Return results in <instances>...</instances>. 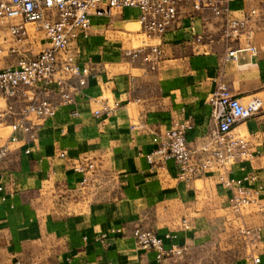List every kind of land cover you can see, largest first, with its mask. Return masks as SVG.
<instances>
[{"label":"crops","instance_id":"0c3cea01","mask_svg":"<svg viewBox=\"0 0 264 264\" xmlns=\"http://www.w3.org/2000/svg\"><path fill=\"white\" fill-rule=\"evenodd\" d=\"M227 6L232 17L241 18L262 13L264 0H228ZM205 16L209 20L202 22L190 8L181 11L163 38L155 71L141 59L124 57V50L132 48L131 34L115 24H137L136 10L94 19L74 50L93 73L76 99L78 117L70 115V107H60L34 142L17 133L18 142L9 144L13 118L3 113L6 103L0 100V148L9 144L0 160V264H167L169 259L157 262L136 245L135 228L158 236L173 233L186 250L212 238L211 222L217 224L221 210L230 207L231 195L217 174L205 173L186 184L174 163L150 167L144 159L172 123L187 116L194 119L189 147L202 146L215 128L208 99L223 85L242 103L259 98L263 104L259 116L234 128L258 155L233 165L232 175L241 178L264 169V22L252 25L251 52L243 38L222 39V18ZM229 52H236L235 61L226 59ZM8 63L0 58V68ZM101 96L113 110L94 118ZM86 162L94 164L92 173L73 172V165ZM236 214L237 222L262 231L255 254L264 264V218L252 210ZM239 238L241 258L234 264H253Z\"/></svg>","mask_w":264,"mask_h":264},{"label":"built area","instance_id":"2783aa9c","mask_svg":"<svg viewBox=\"0 0 264 264\" xmlns=\"http://www.w3.org/2000/svg\"><path fill=\"white\" fill-rule=\"evenodd\" d=\"M227 3L228 0H0V58L9 59L0 68V100L6 103L3 113L13 118L9 144L18 142L17 133L30 142L36 141L43 124L54 118L60 107H70V115L78 117L76 99L93 73L74 50L80 39L87 38L94 19L111 18L117 10H136L141 41L124 50V57L141 59L150 71H155L163 57V38L179 22L186 7L199 14L202 22L209 20L206 13L213 19L222 18V39L243 38L247 50L254 52L252 25L264 22V11L234 18ZM40 42L41 49L34 54L32 47ZM195 42L200 43L201 38L196 37ZM235 54L229 52L226 59L235 61ZM96 102L99 108L92 112L94 118L111 115L113 108L107 97L101 96ZM208 104L215 128L202 146L189 147L187 135L194 128V119L187 116L172 123L158 148L145 154L144 159L150 167L164 168L168 162L174 163L178 179L186 184L205 173H216L220 184L231 191L230 208L235 213L252 210L264 218V169L241 178L232 175L233 165L251 162L258 155L250 140L236 134L234 128L257 116L262 111V101L252 98L242 103L225 86L218 85ZM8 145L0 148V160L6 156ZM72 170L90 174L94 164H75ZM237 235L243 239L252 263L260 264L255 252L262 243V231L241 226ZM132 237L142 251L153 253L157 262L179 257L186 250L173 233L158 236L137 227Z\"/></svg>","mask_w":264,"mask_h":264},{"label":"rangeland","instance_id":"374dc122","mask_svg":"<svg viewBox=\"0 0 264 264\" xmlns=\"http://www.w3.org/2000/svg\"><path fill=\"white\" fill-rule=\"evenodd\" d=\"M119 12L117 10L115 14ZM112 20L103 21V23L110 24ZM115 25L122 27L127 34L132 35L129 36L132 41V47L140 44V41L137 40L139 37L136 36L139 31L138 24ZM218 215L217 224H215L214 219L209 227L212 234L210 240L185 250L179 257L168 258L167 264H234L235 261L241 258L242 249L239 244L241 240L237 232L239 227L246 225L242 222H237V214L230 207L222 209ZM215 234H222V239H215Z\"/></svg>","mask_w":264,"mask_h":264}]
</instances>
